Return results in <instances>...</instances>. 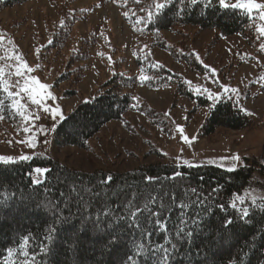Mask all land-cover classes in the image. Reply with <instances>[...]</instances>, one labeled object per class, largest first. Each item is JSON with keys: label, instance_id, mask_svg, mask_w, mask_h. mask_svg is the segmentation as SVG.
<instances>
[{"label": "rangeland", "instance_id": "rangeland-1", "mask_svg": "<svg viewBox=\"0 0 264 264\" xmlns=\"http://www.w3.org/2000/svg\"><path fill=\"white\" fill-rule=\"evenodd\" d=\"M126 1L28 0L21 5L0 8V57H3L0 68L4 70V80L15 84L17 78L9 75L13 71L10 66L16 63L11 57L22 55L36 69L32 74L51 86L50 90L57 99L49 103L59 105L66 116L114 71L147 76L137 66L134 56L136 52L140 55L151 52L155 62L164 65L176 78L175 82L163 87L139 86L131 91L138 103L157 111L151 114L155 120L151 121L141 112L129 111L124 120L106 124L89 140L86 148L56 147L53 132L47 133V143H44V137H37L36 148H30L27 142L21 141L33 137L22 131L25 121L10 107L13 114L0 120V156L43 155L88 172H123L166 160L177 164L179 159L226 170L221 164H231V158L236 155L241 157L236 169L246 164V158H255L264 165V52L259 47L264 38L258 34L261 25L258 18L252 44L240 34L221 36L217 29L198 30L193 26H182L160 32L172 47L171 54L154 46L153 35L132 30L125 13H132L134 8H128ZM228 2L235 3L236 0ZM257 2L264 3V0ZM252 15L258 17L256 12ZM68 26L69 30L66 29ZM57 32L60 34L59 43L50 46L49 42L52 43ZM80 57L84 58L75 66H83L82 80L77 84L58 82V76L70 60ZM176 57L184 60L179 61ZM212 70L221 84L238 90V104L236 98L232 100L239 108L247 110L242 112L251 122L249 128H218L210 136H200L210 108L198 106L197 97L206 95H197L192 89L200 85L219 92V85L211 79ZM179 81L192 91L193 99L177 92ZM29 110L36 111L34 106H29ZM0 115H3L1 111ZM50 122L48 115L42 113L38 123L48 125ZM180 127L184 128V135L191 143L183 141L178 130ZM211 161L215 163H209ZM31 176L35 183L36 175L32 172ZM238 196L251 203L253 199L264 201V174L254 171L249 186L237 193L233 200ZM237 204L240 205L239 201Z\"/></svg>", "mask_w": 264, "mask_h": 264}, {"label": "trees", "instance_id": "trees-1", "mask_svg": "<svg viewBox=\"0 0 264 264\" xmlns=\"http://www.w3.org/2000/svg\"><path fill=\"white\" fill-rule=\"evenodd\" d=\"M27 1L0 0V8L21 5ZM157 2H163V0H127L125 5L128 8L133 7L134 10L125 18L135 33L153 35L154 46L171 54H173V49L161 37L160 32L172 31L182 26H193L198 30L217 29L221 36L240 34L248 44H252L256 19H250L239 9L220 8L217 0L211 9H204L200 5L173 3L162 12H157L153 7V4L156 5ZM181 7L184 8L183 12L179 11ZM149 12L153 13L151 21L148 20ZM66 29L69 30V26ZM68 32H66V36ZM59 35L57 32L50 46L53 43H59ZM45 48H48L47 45ZM83 58L70 60L66 69H63L58 76L57 81L70 84L80 82L84 75V68L75 66V63ZM176 58H179V61L184 60L181 57ZM134 59L140 70L148 76V80L141 82L140 77L136 74L114 71V74L103 81L91 95L81 100L66 115L67 117L77 116L76 127L73 128L69 124L64 131H60L58 134L54 133V146L86 148L89 140L106 124L115 120H124L125 114L129 111L141 112L151 121L155 120L156 117L151 114H155L157 111L145 104L138 103L133 99L131 91L139 86L163 87L175 82V75L164 65L157 64L151 52L141 53V55L136 52ZM69 90L67 89V91ZM177 92L192 99L195 97L185 83L180 81ZM67 95H70V92ZM6 97L4 93L0 92V98L4 100V107L0 108V111L3 116L9 117L13 113H11L12 109H10V103ZM197 99L199 107L210 108L201 127L200 136H210L218 128L243 130L250 127V120L239 110L234 100L224 99L213 108L211 101L206 96H199ZM133 105H137V107H133ZM160 156L164 158L163 154ZM245 162L244 166L235 171H227L213 165L177 169V164L166 160L144 164L136 169L123 172L77 170L43 155L36 156L31 161L0 162V264H25L26 259L28 264H32L31 259L19 254L23 238L27 235L32 242L24 248V251H38L37 248L32 247V244H37L43 238L47 233V227L51 226L54 220V213L38 207V204L56 200L61 202L59 207L65 216L69 215V211L76 213L77 205L73 203L70 209L64 208V197L60 196L61 192L68 195L73 185L78 190L89 187L94 191L102 189L109 194L103 198L109 205H121V207L130 199L134 204L139 203L142 206L146 202V198L151 195L162 198L168 207L173 192L176 194L177 201L183 200L185 203H189L190 197L184 195V189L196 188L205 195L206 202L214 206L213 211L201 215L200 218L204 223L201 228L196 230V235L191 241L187 244L183 242L178 244L181 256H184L185 259H177L175 264H188L189 259L191 264H201V261L204 260H207V264H264V239L261 238L264 234V207H259L264 201H257L255 205L246 202L243 206L249 208L250 215L243 220L239 213L230 207L235 195L249 186L254 171L259 170L264 174V165L257 159L246 158ZM35 166H46L50 169V173L46 174L40 184H35L31 176ZM176 170L181 171L183 175L173 179ZM108 175L114 178L113 181L110 184L102 185L101 181ZM148 176L155 177V181L147 182L145 178ZM165 193L168 195L165 196ZM96 203L93 200V204ZM221 203L226 206L223 211L215 207ZM240 206L238 205V207ZM152 207L153 210L156 209V205ZM98 210L97 207L88 211ZM178 211V209H173L169 219L170 234L173 236L172 226L177 224ZM227 219H232L234 223L226 226ZM58 227L56 244L50 245L51 252L41 254L45 261H50V264H77V261L82 259L84 264H93L96 257L100 258L97 255L99 245L96 242L86 241L84 248L76 255L68 248V235L70 237L77 228H82L79 215H74L69 223ZM148 227L152 228L153 226L149 225ZM111 231L120 233L118 237L120 245L115 255L110 258L105 257V259L122 262L129 254V249L135 247L134 238L122 222L114 226ZM108 235L109 231H105L104 238L106 239ZM151 239L154 242H162L164 234L155 232ZM253 242L255 251L250 247ZM8 248L13 249L12 256L8 255ZM35 264H41L39 257Z\"/></svg>", "mask_w": 264, "mask_h": 264}, {"label": "snow or ice", "instance_id": "snow-or-ice-1", "mask_svg": "<svg viewBox=\"0 0 264 264\" xmlns=\"http://www.w3.org/2000/svg\"><path fill=\"white\" fill-rule=\"evenodd\" d=\"M178 3L180 5L188 4L190 6L200 5L204 9H211L217 0H163L155 5L157 12H162L168 8L171 4ZM218 6L223 9H239L243 11L250 19H257L261 22L258 28V34L261 38H264V3L257 2V0H236L235 3H229L228 0H218ZM179 11L183 12L184 8H179ZM253 12L258 14V17H253ZM128 14L125 13V16ZM153 13L149 12L148 20L151 21ZM143 23V21H141ZM2 43V38H0ZM11 43V42H9ZM51 43V41L49 42ZM260 51L264 52V43L260 44ZM39 52V49L37 50ZM102 55V54H101ZM16 61L11 65L13 69L9 75H14L17 79L15 84L6 82L4 80V70L0 68V92L4 93L11 101L10 107L17 113V115L25 121V126L22 131L33 138L27 142L30 148H36L38 140L37 137H44V143H47V133H59L64 131L66 126L71 124L73 128L76 127L77 116L72 117L65 116L63 109L59 105H51L49 101H54L57 97L50 90L51 86L41 82L40 78L33 75L36 69L32 68L22 55H16L11 57ZM3 59V57H0ZM111 60V56L108 57ZM146 59V57H145ZM141 82L148 80L147 76H141ZM211 79L213 83L219 85V92L209 91L205 87L197 85L192 91L197 95L204 94L212 102L211 106L214 108L218 102H222L224 99L232 100L237 99L238 104V90L231 88L225 84H221L216 78L215 70H212ZM264 79V78H262ZM191 84V81H186ZM13 87L16 88L13 91ZM235 94V96H234ZM135 99V98H133ZM29 106H34L36 111H30ZM4 107V100L0 98V108ZM137 107V105H133ZM240 111H247L244 108H239ZM47 114L50 118V124L41 125L38 123L41 120V114ZM4 117L0 115V120ZM59 120L60 124L56 121ZM179 132L182 134V139L186 144L191 143L190 138L184 135V128L180 127ZM34 156L21 155L19 157H13L8 155L0 156V162L14 163L18 161H30ZM227 159V158H226ZM241 157L236 155L231 158V164H221V167H226L227 171H235L236 163L239 162ZM209 163H215L211 161ZM198 165L187 159H179L176 165L177 169L181 167L192 168ZM33 173L36 175L35 183L40 184L41 178L50 173V169L45 167H35ZM182 172L176 170L173 175V179L176 177H182ZM113 177L108 175L105 177L101 184H110L113 181ZM147 182L151 183L155 181V177L148 176L145 178ZM216 191L215 189L213 190ZM107 192L102 189L94 191L91 187L87 189H77L74 185L68 195L61 192L60 196L64 197V208L70 209L71 205L75 203L77 205L76 213L69 211V215L65 216L63 210L60 209V201L48 200L46 203L38 204V207L47 209L54 213V220L51 226L47 227V233L43 236L37 244H32V247L37 248L38 251H24L26 246H29L32 242L29 236H24L23 243L20 245V255L25 258H29L32 264L39 257L41 264H50V261H45L41 254H48L51 252L50 245L56 244V234L59 231L58 226H63L72 220L74 215H79L82 228H77L72 236L67 238V245L71 252L76 255L83 248L86 241L96 242L99 247L97 255L99 259H95L93 264H175L177 259L184 260L185 257L181 256V249L178 248V244L183 242L187 244L196 235V230L201 228L204 221L201 220L202 214H209L213 211V205L208 204L205 195L200 193L196 188L184 189V195L190 197V202L185 203L183 200L177 201L176 194L171 193L170 206L166 207L162 198H158L155 195H151L146 198V202L141 206L139 203H133L130 199L125 205H109L103 198L108 196ZM135 196V194H133ZM168 194L165 193V196ZM93 200L97 203L94 205ZM237 201L241 205L238 207ZM246 201L237 197V200H233L230 207L236 210L241 220L248 218L249 208L243 205ZM252 204H256V200H252ZM153 205H156V209L153 210ZM99 208L98 211L89 212V209ZM220 210H225V204L221 203L215 205ZM259 207H264L262 202ZM119 209V210H118ZM173 209H178V221L177 224L172 226L174 229V236L170 234L169 219ZM121 222L127 226L130 230V235L134 238L135 247L129 249V254L121 261H115L111 259H105V257H112L115 255L116 250L120 245L118 237L120 233L118 231H111L114 226L121 224ZM234 221L227 219L225 225H232ZM152 225V228L148 226ZM105 231H109L108 237L105 239ZM155 232H161L164 234V240L152 241V236ZM264 239V234L261 236ZM35 240V237L33 238ZM211 239V238H209ZM223 240L224 237L222 236ZM138 241V242H136ZM175 241V242H174ZM252 250L255 251L254 242ZM8 255H13V249L8 248ZM187 255V254H186ZM231 260V257H230ZM25 264H28V260H25ZM77 264H84L82 259L77 261ZM188 264H191V260H188ZM201 264H207V260L201 261Z\"/></svg>", "mask_w": 264, "mask_h": 264}, {"label": "bare ground", "instance_id": "bare-ground-1", "mask_svg": "<svg viewBox=\"0 0 264 264\" xmlns=\"http://www.w3.org/2000/svg\"><path fill=\"white\" fill-rule=\"evenodd\" d=\"M68 237H69V235H68ZM60 242H61V241H60ZM84 253H86V252H84ZM84 253H83V254H84ZM73 258H74V257H73ZM96 259H97V257H96Z\"/></svg>", "mask_w": 264, "mask_h": 264}]
</instances>
